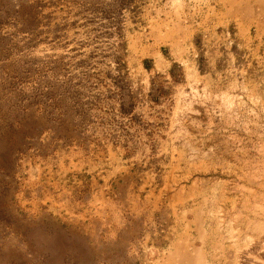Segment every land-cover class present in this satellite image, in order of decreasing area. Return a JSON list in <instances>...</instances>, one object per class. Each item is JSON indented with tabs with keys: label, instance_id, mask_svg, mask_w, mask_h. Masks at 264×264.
Here are the masks:
<instances>
[{
	"label": "rangeland",
	"instance_id": "374dc122",
	"mask_svg": "<svg viewBox=\"0 0 264 264\" xmlns=\"http://www.w3.org/2000/svg\"><path fill=\"white\" fill-rule=\"evenodd\" d=\"M195 255L264 264V0H0V264Z\"/></svg>",
	"mask_w": 264,
	"mask_h": 264
},
{
	"label": "crops",
	"instance_id": "0c3cea01",
	"mask_svg": "<svg viewBox=\"0 0 264 264\" xmlns=\"http://www.w3.org/2000/svg\"><path fill=\"white\" fill-rule=\"evenodd\" d=\"M199 255H197V257H196V255H195V258H196V260H197V262H199V263H201L202 264V256H199ZM200 258V259H199Z\"/></svg>",
	"mask_w": 264,
	"mask_h": 264
},
{
	"label": "trees",
	"instance_id": "16d2710c",
	"mask_svg": "<svg viewBox=\"0 0 264 264\" xmlns=\"http://www.w3.org/2000/svg\"><path fill=\"white\" fill-rule=\"evenodd\" d=\"M151 92H153V89H151Z\"/></svg>",
	"mask_w": 264,
	"mask_h": 264
}]
</instances>
